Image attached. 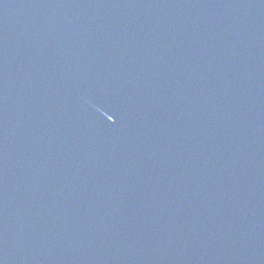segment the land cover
<instances>
[{
  "label": "water",
  "instance_id": "95a60500",
  "mask_svg": "<svg viewBox=\"0 0 264 264\" xmlns=\"http://www.w3.org/2000/svg\"><path fill=\"white\" fill-rule=\"evenodd\" d=\"M0 264H264V0H0Z\"/></svg>",
  "mask_w": 264,
  "mask_h": 264
}]
</instances>
